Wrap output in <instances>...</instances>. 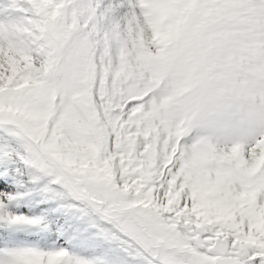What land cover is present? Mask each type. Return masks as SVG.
<instances>
[{
	"label": "snow or ice",
	"instance_id": "6c2138e0",
	"mask_svg": "<svg viewBox=\"0 0 264 264\" xmlns=\"http://www.w3.org/2000/svg\"><path fill=\"white\" fill-rule=\"evenodd\" d=\"M0 264H264V0H0Z\"/></svg>",
	"mask_w": 264,
	"mask_h": 264
}]
</instances>
